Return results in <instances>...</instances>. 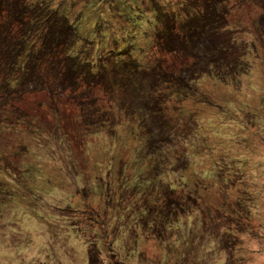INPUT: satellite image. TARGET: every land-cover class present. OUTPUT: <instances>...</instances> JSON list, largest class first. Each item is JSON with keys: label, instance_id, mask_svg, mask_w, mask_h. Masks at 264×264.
<instances>
[{"label": "rangeland", "instance_id": "rangeland-1", "mask_svg": "<svg viewBox=\"0 0 264 264\" xmlns=\"http://www.w3.org/2000/svg\"><path fill=\"white\" fill-rule=\"evenodd\" d=\"M86 1L21 4L59 7L70 24ZM218 1L198 0L196 10L200 25L203 11L219 24L211 13L222 4L218 48L202 55L205 46L189 41L179 54L146 50L144 62L158 61L167 78L173 70L196 79L180 100L165 81L145 86L158 111L143 120L127 111L138 108L134 94L113 91L110 77L70 80L57 64L8 94L0 77V264H87L89 249L93 264H264V0ZM136 2L143 12L152 6ZM8 17L6 9L1 23ZM79 22L90 29V18ZM96 30L76 50L88 60L112 48L103 47L106 29ZM216 53L220 66L199 65Z\"/></svg>", "mask_w": 264, "mask_h": 264}, {"label": "trees", "instance_id": "trees-1", "mask_svg": "<svg viewBox=\"0 0 264 264\" xmlns=\"http://www.w3.org/2000/svg\"><path fill=\"white\" fill-rule=\"evenodd\" d=\"M10 1L0 0V17L6 9L9 14V19L6 22L1 23L0 21V73L3 70L5 73L7 71V79L5 73L0 76L4 93L13 92L12 90H16L18 86L24 83L28 85L32 81L36 83L42 78L45 79L49 71L59 69L58 64L65 77L71 76L70 80L93 77V81L101 82L110 77L109 86L113 91H118V93L132 92L136 97L134 101L138 108L129 107L127 111L132 114L136 112L140 120H143L145 113H149L153 108L154 111L156 110L155 112L158 111V106L155 108L152 104H146V99L143 98L148 94L145 86L148 89H156L157 84L165 81L164 84L169 87L170 91L177 90L175 92H177L180 100L189 94H186L185 89H188V84L196 79L195 75H177L173 70H171L170 77L167 78L164 75L165 68H157L160 65L158 61H153L150 65L144 62L143 59L146 57L148 47L151 46V52H149L151 54L166 52L174 55L182 52L190 41L195 43L192 46L204 45L202 55H207L210 52L207 48H218L219 44L215 36H219L225 24L224 19L216 14V10L222 8V4L215 3L211 14L212 18L219 24L211 23L209 25L206 23L208 13L203 11L204 21L200 25L199 17L202 14L197 15L198 0H182L180 6L176 8H172L167 3V6L155 5L156 2L151 0L152 6H148L144 12L139 9L136 0L135 2L133 0H130L131 2L88 0L85 2L84 10L76 16L74 22L70 21V24L65 22L69 15L61 13L62 9L59 7L51 8L49 3L42 5L35 2L34 9L29 12L27 4H21L23 0ZM9 6H12L10 11ZM100 6H103L102 9L104 10ZM106 9H108V14L105 15ZM46 12H50V18L45 16ZM223 13L224 11H222ZM128 15L130 16L128 17ZM81 17L91 19L89 24L91 27L87 31H82L83 28L78 26ZM111 17L116 19L114 23ZM59 20L62 21L60 24L65 25V30L60 27V31L58 30L57 23ZM76 25L80 29H75ZM14 26L16 27L15 32L12 29ZM18 27L20 28L19 31H17ZM99 27L107 31L102 32L105 41L103 47L107 48L112 44V48L107 53H102L97 61L94 60L96 55H89L90 59L88 60L87 57H84L85 54L76 50L80 48L79 45H84L85 41H90L85 34L88 35L93 30L99 32L96 30ZM125 33L129 34L125 35ZM201 38L206 39L205 42H201ZM135 40V47L129 48ZM59 50L67 51L68 60H65L64 65H60L55 57V53ZM217 51L219 52V50ZM108 53L110 54L109 57H107ZM4 54H6V59H4ZM43 60L47 61L46 65H43ZM221 61L222 57L216 53L214 60L211 57L208 60L202 58L201 62L198 63L201 67L204 65L207 70H211L215 65L214 63ZM108 65L111 69L108 68ZM208 66L210 67L208 68ZM215 66H220V64ZM197 70L201 71L202 68H197ZM82 72H85L84 77ZM76 75H80L82 78H74ZM140 76L144 78L143 83L139 79ZM71 83V81L67 82L73 88ZM162 122L163 118L157 124L161 125ZM161 128L159 127L160 130ZM155 140L156 138L150 137V135L147 137L150 146L154 144ZM88 252L87 264H93L92 252L90 249Z\"/></svg>", "mask_w": 264, "mask_h": 264}]
</instances>
